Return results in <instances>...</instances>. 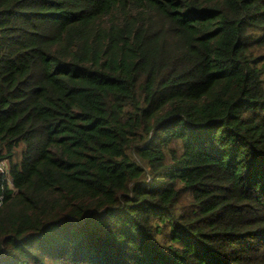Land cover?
I'll list each match as a JSON object with an SVG mask.
<instances>
[{
    "label": "trees",
    "instance_id": "obj_1",
    "mask_svg": "<svg viewBox=\"0 0 264 264\" xmlns=\"http://www.w3.org/2000/svg\"><path fill=\"white\" fill-rule=\"evenodd\" d=\"M0 264H264V0H0Z\"/></svg>",
    "mask_w": 264,
    "mask_h": 264
},
{
    "label": "built area",
    "instance_id": "obj_2",
    "mask_svg": "<svg viewBox=\"0 0 264 264\" xmlns=\"http://www.w3.org/2000/svg\"><path fill=\"white\" fill-rule=\"evenodd\" d=\"M16 182L11 174L10 165L6 158L0 156V206L7 199L8 190H14Z\"/></svg>",
    "mask_w": 264,
    "mask_h": 264
}]
</instances>
